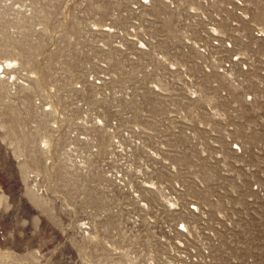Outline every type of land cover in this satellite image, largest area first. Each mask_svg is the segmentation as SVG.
<instances>
[{
	"label": "rangeland",
	"instance_id": "1",
	"mask_svg": "<svg viewBox=\"0 0 264 264\" xmlns=\"http://www.w3.org/2000/svg\"><path fill=\"white\" fill-rule=\"evenodd\" d=\"M0 61V264H264V0H0Z\"/></svg>",
	"mask_w": 264,
	"mask_h": 264
},
{
	"label": "bare ground",
	"instance_id": "2",
	"mask_svg": "<svg viewBox=\"0 0 264 264\" xmlns=\"http://www.w3.org/2000/svg\"><path fill=\"white\" fill-rule=\"evenodd\" d=\"M103 32V31H100ZM203 50V49H202ZM6 60V59H5ZM4 60V61H5ZM10 60V59H9ZM14 61V60H13ZM10 62H1L0 61V91L2 90H7L8 89V82H12V74L9 75L8 67H9ZM12 65V64H11ZM13 83V82H12ZM91 83V82H90ZM95 84V83H94ZM44 111V110H43ZM47 112V111H46ZM53 128V127H52ZM45 142V140H44ZM117 178V177H116ZM119 179V178H118ZM116 180V179H115ZM25 200V199H24ZM33 210V209H32ZM83 224V223H82ZM86 225V224H85ZM84 225V227H85ZM83 226V225H82ZM87 226V225H86ZM89 226V225H88ZM85 229V228H83ZM87 230V228H86ZM84 231V230H83Z\"/></svg>",
	"mask_w": 264,
	"mask_h": 264
}]
</instances>
